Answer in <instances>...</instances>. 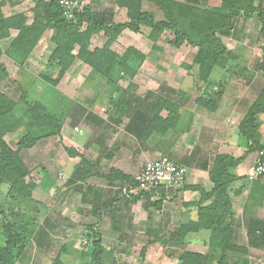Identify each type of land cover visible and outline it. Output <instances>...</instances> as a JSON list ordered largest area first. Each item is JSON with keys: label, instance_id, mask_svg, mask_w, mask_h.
Masks as SVG:
<instances>
[{"label": "rangeland", "instance_id": "obj_1", "mask_svg": "<svg viewBox=\"0 0 264 264\" xmlns=\"http://www.w3.org/2000/svg\"><path fill=\"white\" fill-rule=\"evenodd\" d=\"M10 1L11 4L13 2L17 5V8L22 7L27 12L33 6L32 0ZM218 2L221 3V0H204L202 4L209 7ZM260 2L264 6V0H255L256 5ZM85 7L95 13L113 10L114 22L127 21L126 8H120L116 0H86ZM144 9L153 10L158 18H163L162 11L148 1H145ZM14 10L4 9L6 15H10ZM157 17V20H161ZM85 26L86 24L82 30ZM16 34V31H11L9 38L0 40L3 50L0 91L15 101L13 113L21 120V124L14 131L0 136V147L5 143L16 147L17 142L29 131L28 124L32 121L26 114L27 102L44 104L48 109L47 114H54L61 121L62 127L60 135L44 137L33 148L23 149L21 152L25 163L30 167L37 163L46 166L55 182L54 186L48 190L37 187L30 197L12 194L7 183L0 187V246H4L8 240L4 229L9 226L18 236V244H25L23 258L16 264H53L59 253L66 264H96L90 259L94 231L86 227L94 223L96 229L103 233L106 252L102 264H178L177 258L186 248L179 244L172 234L178 228L181 217L171 222L168 213L171 209L168 208H172L174 215L179 216L182 197L178 198L177 190L182 186L170 187L169 191L163 193L166 196L161 211L149 205L146 198L135 204H128L127 207L122 203L111 207L113 211L119 209L121 213H126L123 221H114L116 227H123L120 234V231L112 228L114 225L110 222V214L104 215L103 220L97 216L98 204L102 205V200H110L109 197L119 189V184L111 187L100 177L84 178L82 181L80 175H84L88 169L85 159L97 164L96 168L105 173H109L114 167L127 174H135L147 161L158 160L164 156L171 158L167 155L170 144L175 145V153L171 155L175 158L176 153L179 156L189 151L185 149L188 144L195 147L197 140L204 137L203 132H199L195 127L188 132L186 138L182 137L183 130L177 128L185 127L189 123L186 114L195 109L192 107L195 106L194 100L206 90L212 89L207 82H201L202 85L198 86L199 79L193 72L196 68L190 71L184 65L192 64L197 49L187 44L180 48L172 46L169 43L173 38L172 31H167L154 41L149 37V29L141 25L139 32L124 30L110 45L120 55L125 54L128 48L133 49V52L130 50L132 56L130 54L128 66L135 70V75L130 76L127 71L122 74L120 69L107 78L76 60L60 83L54 86L44 80V77L58 78L60 70L56 64L47 65L52 54L51 31H47L45 38L48 40L44 41L39 54L29 63H21V60L13 57L9 49ZM92 38L93 49L103 46L110 36L101 31ZM223 39L239 69L244 72L243 77L234 75L241 78V89L246 92H252V89L253 93L257 91L258 94L264 83V74L260 73L258 62L262 57L261 48L264 44L259 20L255 17L241 18L237 31L231 30ZM247 75L250 79L253 78V83L252 80L248 83ZM236 88L237 83H232L226 85L224 91L231 98ZM170 89L178 91L176 95L173 94L174 97L169 96L174 102L180 103L177 111L178 127L164 134L163 139L153 134L144 144L140 143L132 132L128 134L126 131L131 126L130 115L134 110L152 115L155 109L160 107L159 97L168 98L166 94ZM245 99L244 97L243 100ZM166 114L167 110H161L162 117ZM191 125L193 124L190 123ZM43 133L42 130L34 131L36 136ZM189 133L192 135L189 136ZM204 133L207 132L204 130ZM65 146L76 148L82 156L70 157ZM71 176L77 180L72 179L73 182L69 186L71 180H68ZM85 181L91 184L90 191ZM161 195L158 193L152 199L159 200ZM149 221L153 223L151 225H155V230L157 228L159 231L147 233L151 226ZM165 224L169 227H164ZM165 229L169 235L164 234ZM199 236L192 235V239L201 243ZM154 237L157 239L150 241ZM240 238V243L244 244L245 236ZM124 248H130V251L124 253L120 250ZM143 248H146L144 253ZM245 259L246 257L242 256L240 260L233 257L227 264H246Z\"/></svg>", "mask_w": 264, "mask_h": 264}, {"label": "trees", "instance_id": "obj_2", "mask_svg": "<svg viewBox=\"0 0 264 264\" xmlns=\"http://www.w3.org/2000/svg\"><path fill=\"white\" fill-rule=\"evenodd\" d=\"M10 1V0H9ZM32 17H28L26 12H16L6 15L3 6L6 0H0V40L9 38L11 31L17 34L10 44V51L13 57L25 63L31 57L33 51L39 44L47 31H51L50 41L55 45V49L48 59L49 66L56 64L60 68L58 78L52 79L44 77L46 82L57 86L65 76L72 64L79 60L92 67L95 71L101 73L107 78L112 77L117 71L122 74L126 71L130 76L135 75V70L128 66L130 54L133 49L128 48L125 54L120 55L113 50L110 45L116 41L118 36L124 31L129 30L139 32L141 25L149 29L150 39L156 41L167 31H172L173 38L170 44L175 48H180L187 44L196 48L192 64H184L192 71L196 68L194 74L199 79L197 82H207L211 90L199 95L194 103L209 111H215L222 97L225 94L224 88L228 84L226 77L232 75H241L243 70L239 69L236 60L230 54L223 37L228 36L231 30L237 31L238 21L241 18L251 19L255 17L259 20L260 33L264 39V6L260 2L257 5L255 0H221L219 6L206 7L202 4L204 0H116L120 8H126L127 21L116 23L113 21V11L93 12L88 8H83L76 13L75 21H69L62 13L56 0H32ZM145 1L155 5L162 11L163 19L157 20L153 10L144 9ZM30 20V21H29ZM86 24L85 28L82 27ZM104 31L110 38L101 47L91 48V38L94 34ZM262 57L260 58V71L264 74V44L262 45ZM132 50V52L130 51ZM77 51V53H76ZM130 51V52H129ZM3 54L0 44V65ZM143 57V56H141ZM192 73V72H191ZM243 74V75H242ZM248 81L250 76H246ZM177 90L170 89L168 98H161L160 107L155 109L152 115L141 110H134L131 116V126L127 128L129 132L140 141L146 142V139L157 134L163 138L169 130H175L179 124V114L177 113L180 103L174 102L169 98L177 94ZM161 96V95H160ZM25 96H23L24 98ZM26 114L30 116L31 121L29 131L23 135L17 142L16 147L9 144H2L0 147V187L7 183L10 185V192L20 196L30 197L32 191L39 187L50 189L55 185L46 166L43 163L34 164L30 167L25 163L21 152L23 149H31L44 137L60 135L62 123L54 114H47V107L40 103H28ZM15 101L8 95L0 91V136L8 131H14L21 124V120L13 113ZM161 110H167L168 114L162 117ZM131 112V111H129ZM264 116V84L261 87L257 97L251 104L246 115L240 120L238 129L240 134L246 137L247 152L264 149L262 134L260 132V118ZM44 131L42 135H34V131ZM70 157L82 156L81 152L73 147L65 146ZM176 163L181 165H192L195 150L191 154H180L176 158L171 156L173 150H168ZM101 154V153H100ZM105 155V154H103ZM100 159V158H99ZM98 159V161H99ZM242 159H236L225 153H214L212 150L204 152L203 157L197 159V166L209 171L210 184L185 185L186 189L199 191L200 198L189 202L196 209L195 219H189L181 223L172 234L176 241L183 247L188 244V239L192 235H198L201 232H209L206 244L209 251L206 254L187 249L182 250L178 256V264H227L228 254H244L249 251L246 246L237 243L235 235L236 218L230 195V187L237 177L229 170L238 165ZM88 169L85 174L80 175L82 181L91 177H100L106 180L111 187L119 184L113 196L102 200V205L98 204V215L103 220L104 215L110 214V222L123 221L126 213L119 209L111 210L120 203L127 207L128 204H135L146 198L147 203L161 211L163 208V199H165V187H157L151 190H142L131 192L136 185L135 175L127 174L123 170L111 168L109 173L102 172L96 167L97 164L87 162ZM73 176V175H72ZM68 180L69 186L73 182L72 177ZM83 177V178H82ZM88 191L91 190V184L87 183ZM158 193L162 194L159 200L152 199ZM154 202H151V201ZM119 210V212H118ZM116 213V214H115ZM132 220V218H129ZM152 220V219H151ZM100 222V221H99ZM132 223V222H131ZM153 224L149 221V225ZM155 225H151L147 233H154ZM264 226V221L257 218H250L248 221L249 243L264 241V232H260ZM93 229V250L90 253V259L96 264H102L106 249L103 246V233L96 229L94 223L86 226ZM116 230L123 227L114 225ZM5 235L8 240L4 246H0V264H16L22 260L25 244H18V236L13 229L5 226ZM157 239L154 237L150 241ZM148 240V241H149ZM146 248H143L144 253ZM129 252L130 248L120 249ZM144 256V254H143ZM53 264H66L61 254H57Z\"/></svg>", "mask_w": 264, "mask_h": 264}, {"label": "crops", "instance_id": "obj_3", "mask_svg": "<svg viewBox=\"0 0 264 264\" xmlns=\"http://www.w3.org/2000/svg\"><path fill=\"white\" fill-rule=\"evenodd\" d=\"M6 2L9 3H5V5L3 6V11L5 8L7 9L11 8L12 10L16 9L11 14L24 11L27 13L28 17L33 16V12L31 8L27 12L26 9L22 7L17 8V5H15L13 2L11 4V1L9 0H6ZM219 2L213 5L214 6L218 5L220 4ZM154 13L157 17L155 11ZM46 33L44 34L43 38L40 40L39 44L33 51L27 63L35 59L34 57H36V54H39L42 44H45V42L48 40V38L47 39L45 38L47 35ZM91 41H93V38ZM50 45H52L50 46V50L51 52H53L55 49V45L51 42ZM258 54L260 55V53ZM259 59L258 62H260ZM260 73L262 74L261 71ZM226 78L228 79L227 86L232 83H237V88L235 89V93L231 94L233 98L232 97L230 98L225 93L215 111H209L201 106L196 105L195 103H194L195 106H192L191 104V106L193 108L195 107V109L192 110L191 112L189 111L186 114L187 119L189 118V123L186 124L185 127L177 128V130L178 129L183 130L182 137L187 138L188 132L194 130L195 127L198 129L199 132L201 131L203 132L202 136L204 137L197 140L194 148L189 144L187 146L185 145L186 146L185 149L187 151L189 150L187 152L188 155L191 154L194 149L196 154L194 155L192 165H183L187 168L188 173H187L186 183L182 186L180 190H177V192H179L177 194L178 198L182 197L181 200L182 206L180 210H178L179 216H175L172 208H168L169 210L171 209L168 212L169 218L171 219L172 222V220H176L181 217L180 224L186 222L189 219L196 218L197 216L196 209L193 208L191 205H188V203L198 200L200 198V192L186 189L185 185L210 184L209 171L197 166V162H199L197 161V159L199 157L200 158L203 157L204 152L205 153L207 151L211 152L212 150L214 153H225L233 156L236 159L241 158L242 160L240 161V163L229 170L231 174L237 177V180L234 181L230 187V195H231V201L236 218V225H235L236 240L237 243L246 246L249 252L246 255L230 253L228 254V261L233 257H235V259L237 258L240 260L242 256V257H246L245 259L246 264H264V241L257 240L256 242L250 244L249 243L250 231L248 228V221L250 220V218H257L264 221V182L257 180L251 181L247 177V172L249 168L254 164L256 160L258 150L247 152L248 150L247 139L245 136L240 134L238 129V124L240 120L244 117V113L247 112L248 109L250 108L249 106H251L252 101L256 98L257 91L253 93L252 89H251L252 92L249 91L246 92L245 90L241 89L242 86V84L240 83L241 78H238V76L234 77L232 75V77L229 78L226 77ZM250 82L253 83V78H251L248 83ZM198 83H199L198 86L202 85L201 82ZM260 83L262 82H259V84ZM237 92L239 94H237ZM244 97L246 98L245 100H243ZM241 114H243V116H241ZM190 123H192L193 125L190 126ZM260 126H261L260 132L262 134V142H264V116H261L260 118ZM204 130L207 132L206 134L204 133ZM169 131H173V130H169ZM190 135H192V133H189V136ZM170 145H169L170 147L169 149L174 151L175 145L174 144H172L171 146ZM188 147H191V149H189ZM137 173L138 172H135V174L134 173L133 174L136 175ZM169 190L170 188H166V191ZM182 218L184 220H182ZM166 226L168 225L165 224L164 227ZM112 228L116 230L114 227ZM161 228L162 230H164L163 226H161ZM116 231L117 232L120 231V234L122 232L121 230H116ZM260 232H264V226ZM164 234L169 235L167 229H165ZM198 235H200L199 237L202 240L201 243L197 242L196 240H193L192 239L193 237H190L188 239L189 240L188 244H186L185 247L189 250L206 254L209 251V247L206 244V242L208 241L209 232L204 231L199 233ZM240 236H245L246 240L244 244L240 243L241 240Z\"/></svg>", "mask_w": 264, "mask_h": 264}, {"label": "built area", "instance_id": "obj_4", "mask_svg": "<svg viewBox=\"0 0 264 264\" xmlns=\"http://www.w3.org/2000/svg\"><path fill=\"white\" fill-rule=\"evenodd\" d=\"M63 15L69 21L76 20V13L84 8L86 0H56ZM187 168L169 157L145 162L135 175L136 185L131 192L151 190L157 187H180L187 178ZM247 177L251 181L264 182V149L258 151L254 164L249 168Z\"/></svg>", "mask_w": 264, "mask_h": 264}, {"label": "clouds", "instance_id": "obj_5", "mask_svg": "<svg viewBox=\"0 0 264 264\" xmlns=\"http://www.w3.org/2000/svg\"><path fill=\"white\" fill-rule=\"evenodd\" d=\"M188 171V170H187ZM186 183V182H185Z\"/></svg>", "mask_w": 264, "mask_h": 264}]
</instances>
